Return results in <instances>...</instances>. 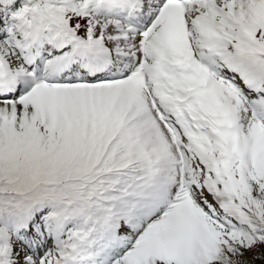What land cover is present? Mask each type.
Segmentation results:
<instances>
[{"label":"snow or ice","instance_id":"snow-or-ice-1","mask_svg":"<svg viewBox=\"0 0 264 264\" xmlns=\"http://www.w3.org/2000/svg\"><path fill=\"white\" fill-rule=\"evenodd\" d=\"M0 264H264V0H0Z\"/></svg>","mask_w":264,"mask_h":264}]
</instances>
